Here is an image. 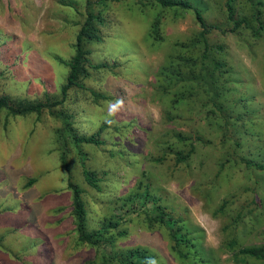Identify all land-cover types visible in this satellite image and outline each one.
Listing matches in <instances>:
<instances>
[{
	"label": "rangeland",
	"instance_id": "rangeland-1",
	"mask_svg": "<svg viewBox=\"0 0 264 264\" xmlns=\"http://www.w3.org/2000/svg\"><path fill=\"white\" fill-rule=\"evenodd\" d=\"M74 1L79 8L85 2ZM224 1L192 0L205 20L227 28ZM60 2L0 0V94L41 99L44 92H57L65 68L56 59L71 54L75 24L81 19L77 12L70 17ZM232 3L235 16L253 24L250 2ZM260 8L263 28L257 36L244 27L206 36V55L225 62L228 70L217 74L221 109L210 111L200 102V79L179 84L170 74L177 68L161 70L176 53H200L201 44L191 42L198 30L191 12L107 1L101 7L105 22L98 25L101 40L87 43L90 62L105 66L82 79L84 89H70L64 103L78 134L103 125L98 134L103 145H81L99 189L84 181L68 141V173L60 164L54 136L59 123L45 110L37 119L1 111L0 264L95 263L94 249L76 240L68 176L81 189L87 229L110 220L124 231L114 239L116 249L141 246L161 264L187 262L170 252L166 229L133 196L145 184L166 215L184 220L207 264H242L232 261L222 246L231 234L236 247L264 244V170L239 159L264 164V4ZM156 12H162L161 40L152 41L147 29ZM19 44L22 53L30 52L23 58L18 57ZM205 62L203 56L196 60L202 70ZM87 88L105 97L95 101ZM182 90L191 96L174 101L173 94ZM177 131L187 137L185 143L176 139ZM189 143L192 153L177 163L173 150L185 151ZM28 179L33 181L26 184ZM223 199L228 203L220 212ZM237 212L240 224L229 227Z\"/></svg>",
	"mask_w": 264,
	"mask_h": 264
},
{
	"label": "trees",
	"instance_id": "trees-1",
	"mask_svg": "<svg viewBox=\"0 0 264 264\" xmlns=\"http://www.w3.org/2000/svg\"><path fill=\"white\" fill-rule=\"evenodd\" d=\"M107 1L118 2L120 0H85L81 4L80 8L74 0H61L60 6H63L64 11L67 13V8L70 11V17H74L72 13H80L81 19L75 25L77 26L74 32V39L70 42L72 52L68 57H57V61L64 66L65 75L62 83L59 85L56 93L42 94V98H24L21 96H9L7 94H0V112L3 111L5 115H26L33 114L37 119L42 111H46L53 119L57 120L59 125L54 129L55 140L59 146L58 158L60 164L67 171L69 170V162L67 159L68 148L65 142L68 141L75 149L78 163L81 167V173L84 181L87 185L94 189H99L98 179L96 172L88 169L85 166L86 154L82 150V144H91L96 146L103 145L104 141L98 137L100 129L103 125L90 134L80 135L73 126V114L68 112L64 108V103L68 97V91L72 88L84 89L85 86L82 79L93 70H97L105 66V63H92L88 57L89 48L88 42H97L101 40V34L99 32L98 25L105 22V16L102 13L101 7L105 5ZM134 3L140 5L157 6L159 10L165 9H180L183 11H190L194 20L198 25V30L193 36L194 40L198 41L202 49L200 53L192 55L191 52L183 50L176 53L168 61V66H163L162 71L168 70L169 67L177 68L170 74L177 79L178 83H184L188 85L191 80H201L199 91L201 92V104L202 106H210L217 110L221 109L222 100L220 84L217 83L219 72H228L225 68V62L212 56L206 55V50L209 48L207 42V34L213 30L218 31L221 34L225 32H235L240 27H244L250 30L251 34L257 36L263 28V20L261 15V5L264 4L261 0H247L251 4V21L250 24L246 17L235 16V10L233 7V0L224 1L225 19L230 23L229 27L224 28L216 21H207L203 15L202 9L194 4L192 0H131ZM163 12V11H162ZM162 12H156L148 26L147 34L152 41L161 40L159 34L160 28V14ZM65 16V20L68 18ZM76 21V19H70ZM24 47V46H23ZM218 49L219 45L216 46ZM26 49V47H25ZM205 54V55H204ZM204 57L207 61L206 67L202 70L200 66L196 64L197 58ZM183 67V70L181 68ZM201 72H204L201 74ZM178 85V86H184ZM95 101L99 98H104V94L97 92L93 89L87 88ZM191 91H179L173 94L174 101L179 96L188 97ZM4 123L6 119L2 120ZM3 123V124H4ZM174 136L179 142L185 143L186 136L180 131L174 133ZM237 143V144H236ZM235 146H238V142H234ZM193 146L189 143V147L182 151L181 149L173 150L175 161L183 162L192 153ZM239 159L247 166L254 167L256 169L264 170V164L258 162L255 159L249 157H239ZM220 165L222 163L220 162ZM33 180L28 179L26 184H30ZM68 189L71 192V216L76 232V240L79 243H85L91 246L95 252V263L92 264H161L158 262L156 255L145 247L135 246L124 249H116L114 247V239L117 236H122L124 231L117 230V221L103 220L97 228L87 229L85 224V208L84 202L81 198V189L70 181L68 176L67 183ZM140 201V206L147 209L150 213L155 215L154 220L157 225L163 226L166 229L167 238L169 240V250L177 258L182 261H187L185 264H207L194 242V237L191 236L188 231V227L185 225L182 218H173L166 215L164 206L157 202V198L152 196L147 191V184L143 186L140 192L133 195ZM130 201L131 198H125ZM227 200L223 199L219 206L218 211L222 212L227 205ZM126 213H131L132 209L126 210ZM240 213L237 212L234 218H232L231 225L240 224ZM116 230L115 233H112ZM227 251H229V258L237 263H246L247 259L264 260V244L257 245H243L235 246V238L232 236L227 238L223 245Z\"/></svg>",
	"mask_w": 264,
	"mask_h": 264
},
{
	"label": "crops",
	"instance_id": "crops-1",
	"mask_svg": "<svg viewBox=\"0 0 264 264\" xmlns=\"http://www.w3.org/2000/svg\"><path fill=\"white\" fill-rule=\"evenodd\" d=\"M67 13L70 14V11L68 8H67ZM19 47H20L19 50H17L18 51V57L23 58L25 54L30 53L27 49L25 50V52L22 53L20 44H19Z\"/></svg>",
	"mask_w": 264,
	"mask_h": 264
}]
</instances>
